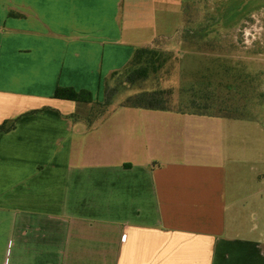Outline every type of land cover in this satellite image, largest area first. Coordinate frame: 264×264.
Segmentation results:
<instances>
[{
    "label": "crops",
    "instance_id": "obj_1",
    "mask_svg": "<svg viewBox=\"0 0 264 264\" xmlns=\"http://www.w3.org/2000/svg\"><path fill=\"white\" fill-rule=\"evenodd\" d=\"M124 2L0 0V125L16 119L0 130V264H264L234 199L241 119L118 105L91 122L90 104L52 97L102 102L164 38L141 9L123 23Z\"/></svg>",
    "mask_w": 264,
    "mask_h": 264
},
{
    "label": "rangeland",
    "instance_id": "obj_2",
    "mask_svg": "<svg viewBox=\"0 0 264 264\" xmlns=\"http://www.w3.org/2000/svg\"><path fill=\"white\" fill-rule=\"evenodd\" d=\"M128 7L153 16L164 38L152 48L156 54L110 77L107 86L115 95L107 109L160 90L170 91L164 96L172 109L192 111V105L208 103L205 113L222 115L218 110L229 108L242 120L239 132L246 138L230 144L233 157L243 160L231 164L238 169L234 199L246 200L264 235V0H125L123 23L135 14ZM135 71L145 77L129 82ZM88 113L91 122L97 120L96 108Z\"/></svg>",
    "mask_w": 264,
    "mask_h": 264
},
{
    "label": "trees",
    "instance_id": "obj_3",
    "mask_svg": "<svg viewBox=\"0 0 264 264\" xmlns=\"http://www.w3.org/2000/svg\"><path fill=\"white\" fill-rule=\"evenodd\" d=\"M159 38L155 39L153 41V46L152 47H144V48H139L135 51L133 58L129 62V64L126 66L130 67L135 63L140 57L147 53H152L156 54V52L153 51V47H156L158 44ZM152 51V52H151ZM125 69V68H124ZM146 73H139L138 71H135L134 73L130 74L129 76V82L135 81L136 79H140L142 77H145ZM168 90H160V91H154V92H141L135 96H130L127 98L125 105H129L131 107H136V108H144V109H151V110H167V109H172L168 104L167 100H165L166 95H169ZM115 95V91L112 90L105 85V96L104 100L102 102H96L93 100L92 94L87 91V90H75L71 87H57L52 95L53 98L55 99H60V100H67V101H73L78 104H90L91 109L98 110L97 118L103 117L107 113H109L110 109H107V107L110 105V102ZM205 102H207L208 99V94L205 96ZM195 102V101H194ZM193 102V103H194ZM191 107V106H190ZM90 109V110H91ZM192 111L200 113V114H208L205 113L207 111H210V106L208 103H205L203 105H192L191 107ZM229 108L221 109L218 110V112H223L222 115L219 113L214 114L216 116H224V117H231V118H237L236 116H231V111L227 110ZM236 112V110H235ZM234 112V113H235ZM91 115V114H90ZM212 115V114H209ZM240 115V114H239ZM93 116V115H91ZM242 116V115H240ZM15 120H9L5 121L0 125V130L1 131H9L14 128L15 126Z\"/></svg>",
    "mask_w": 264,
    "mask_h": 264
}]
</instances>
